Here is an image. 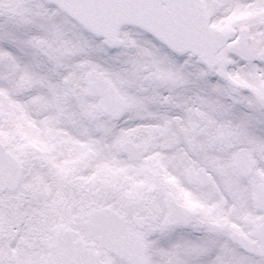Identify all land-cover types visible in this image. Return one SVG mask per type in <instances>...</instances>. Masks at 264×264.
<instances>
[{"label":"snow or ice","instance_id":"snow-or-ice-1","mask_svg":"<svg viewBox=\"0 0 264 264\" xmlns=\"http://www.w3.org/2000/svg\"><path fill=\"white\" fill-rule=\"evenodd\" d=\"M0 264H264V0H0Z\"/></svg>","mask_w":264,"mask_h":264}]
</instances>
